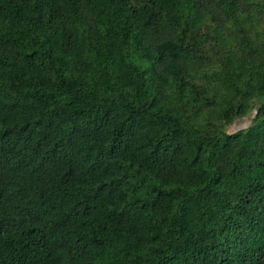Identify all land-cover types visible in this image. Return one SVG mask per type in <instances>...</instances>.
Returning a JSON list of instances; mask_svg holds the SVG:
<instances>
[{"label":"trees","instance_id":"trees-1","mask_svg":"<svg viewBox=\"0 0 264 264\" xmlns=\"http://www.w3.org/2000/svg\"><path fill=\"white\" fill-rule=\"evenodd\" d=\"M0 264H264V0H0Z\"/></svg>","mask_w":264,"mask_h":264},{"label":"rangeland","instance_id":"rangeland-1","mask_svg":"<svg viewBox=\"0 0 264 264\" xmlns=\"http://www.w3.org/2000/svg\"><path fill=\"white\" fill-rule=\"evenodd\" d=\"M244 123H245L244 121H241V122L235 123L234 126H243Z\"/></svg>","mask_w":264,"mask_h":264}]
</instances>
